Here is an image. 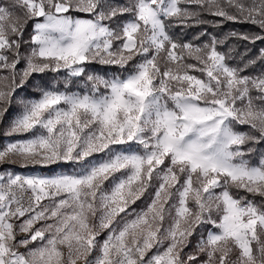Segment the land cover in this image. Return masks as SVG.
Here are the masks:
<instances>
[{
    "label": "snow or ice",
    "instance_id": "snow-or-ice-1",
    "mask_svg": "<svg viewBox=\"0 0 264 264\" xmlns=\"http://www.w3.org/2000/svg\"><path fill=\"white\" fill-rule=\"evenodd\" d=\"M258 41L264 0H0V264H264Z\"/></svg>",
    "mask_w": 264,
    "mask_h": 264
},
{
    "label": "trees",
    "instance_id": "trees-1",
    "mask_svg": "<svg viewBox=\"0 0 264 264\" xmlns=\"http://www.w3.org/2000/svg\"><path fill=\"white\" fill-rule=\"evenodd\" d=\"M232 28H237L239 29L240 31H245V30H253L252 29V26L250 25H238V24H233V23H227L225 24L222 28L220 29H209V31H215L217 35H222L223 33H226L229 29H232ZM174 31H176L177 33L180 32V29L179 28H176L174 29ZM200 31L199 28H192V29H187L186 30V35H185V39H190L191 36L193 34H195L196 32ZM230 44H239V48L240 50L242 51L243 50V46H244V42L243 41H240V42H237L235 40H230L229 41ZM250 47H252L251 45H249ZM259 47H264V42H257V44L253 47V53L259 48ZM98 67H101L99 65H97ZM96 66V67H97ZM250 72H255L256 69H250L249 70ZM50 76V74H49ZM33 95H35V93H33Z\"/></svg>",
    "mask_w": 264,
    "mask_h": 264
},
{
    "label": "rangeland",
    "instance_id": "rangeland-1",
    "mask_svg": "<svg viewBox=\"0 0 264 264\" xmlns=\"http://www.w3.org/2000/svg\"><path fill=\"white\" fill-rule=\"evenodd\" d=\"M97 68H100V67L97 66ZM106 70H107V69H106ZM50 78H51V74H50V76H49V79H50ZM18 110H19L18 108L13 107V109H11L10 112H11L12 114H15L16 112H18ZM8 119H11V115L9 116ZM6 124H7V121H5V123H4L3 125H0V129H2L4 126H6ZM242 130H246V126H245ZM18 138H20V137H9V138H5V137H3L2 134H0V147L3 146V141H4L5 139H18ZM53 167H56V166H53ZM3 168H13V169L18 170V171H26V169H19L17 165H11V164L0 165V169H3ZM59 170H60V169L57 168V171H59ZM43 171H46V170H43ZM137 206H138V210H139L140 207H144V204H142L141 202L138 201V202H137ZM194 243H195V239L193 240V244H194ZM188 250H190V249H186V251H188Z\"/></svg>",
    "mask_w": 264,
    "mask_h": 264
}]
</instances>
